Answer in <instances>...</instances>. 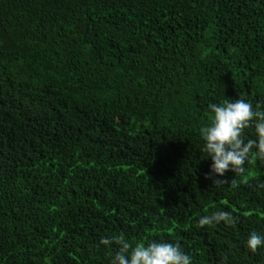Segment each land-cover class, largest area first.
<instances>
[{
  "label": "trees",
  "instance_id": "1",
  "mask_svg": "<svg viewBox=\"0 0 264 264\" xmlns=\"http://www.w3.org/2000/svg\"><path fill=\"white\" fill-rule=\"evenodd\" d=\"M226 98L264 110V0H0V264H108L117 234L264 264V162L205 178Z\"/></svg>",
  "mask_w": 264,
  "mask_h": 264
},
{
  "label": "clouds",
  "instance_id": "2",
  "mask_svg": "<svg viewBox=\"0 0 264 264\" xmlns=\"http://www.w3.org/2000/svg\"><path fill=\"white\" fill-rule=\"evenodd\" d=\"M210 116L207 123L198 129L201 151L209 158V172L205 178H211L213 185L229 183L221 179L226 171L235 174L244 173V164L253 157L264 162V110L253 109L251 102L245 99H224L221 103L208 105ZM251 127L254 138L244 139V131ZM231 186L237 187V180L231 179ZM264 189V182L256 185ZM223 222L230 225L234 222L232 213L217 209L201 215L196 227L215 226ZM114 243L117 250L111 255L108 264H191L188 255L179 243L163 240L148 243L130 244L122 234L102 237L100 245L109 246ZM250 252L264 246V235L250 232L245 240ZM227 258L222 257L220 264H226Z\"/></svg>",
  "mask_w": 264,
  "mask_h": 264
}]
</instances>
